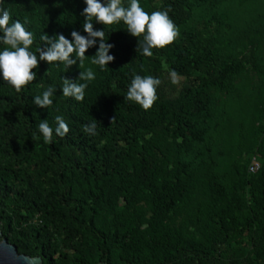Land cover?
Instances as JSON below:
<instances>
[{
  "label": "trees",
  "instance_id": "16d2710c",
  "mask_svg": "<svg viewBox=\"0 0 264 264\" xmlns=\"http://www.w3.org/2000/svg\"><path fill=\"white\" fill-rule=\"evenodd\" d=\"M229 1L140 0L149 14L169 10L180 32L151 57L123 23L93 20L115 60L104 71L91 57L85 62L96 79L83 102L59 90L63 77L85 70L78 65L41 62L20 93L0 79L2 238L41 264H264V58L261 38L247 34L256 19L238 41L226 37ZM5 7L33 33V51L44 33L86 35L83 0H7ZM251 67L259 79L246 102L249 119L235 131L231 101ZM172 71L185 78L177 92ZM134 73L161 80L147 111L126 99ZM50 85L58 89L53 106L38 108L33 97ZM57 115L69 133L45 144L38 125L55 126ZM93 122L95 136L84 131ZM255 157L261 168L251 173Z\"/></svg>",
  "mask_w": 264,
  "mask_h": 264
},
{
  "label": "clouds",
  "instance_id": "9594fccd",
  "mask_svg": "<svg viewBox=\"0 0 264 264\" xmlns=\"http://www.w3.org/2000/svg\"><path fill=\"white\" fill-rule=\"evenodd\" d=\"M7 0H0V79L7 82L17 93L22 92L32 84L38 76L40 63L48 66H63L69 70L78 65L85 68V62L98 66L104 71L115 56L110 52L115 47L105 40V29L94 28L95 24L104 26L123 25L127 33L139 38L138 50L144 57L153 56V49H162L173 44L180 35L179 28L169 17V10L153 11L151 14L141 7L140 0H83L85 5L81 15L84 17L83 33L73 30L70 38L65 35H40L43 46L31 50L35 37L26 27V23L13 19L5 7ZM96 49L92 56L86 55L90 49ZM36 71H33V70ZM171 82L178 83L177 73H170ZM96 79V72L92 67H86L79 72L76 79L64 78L59 90L64 97L77 102H83L89 84ZM82 81V82H78ZM161 80L152 75L141 76L133 74L128 86L126 99L135 102L145 111L151 109L158 100L157 89ZM54 86H48L42 93L35 95L32 103L41 109L51 108L54 104ZM55 126L42 120L38 125V132L45 144H52L55 138H64L69 133L68 123L63 116L57 115ZM97 125L95 122L86 125L84 131L95 136Z\"/></svg>",
  "mask_w": 264,
  "mask_h": 264
},
{
  "label": "rangeland",
  "instance_id": "374dc122",
  "mask_svg": "<svg viewBox=\"0 0 264 264\" xmlns=\"http://www.w3.org/2000/svg\"><path fill=\"white\" fill-rule=\"evenodd\" d=\"M240 0H235L233 2H228V9L226 8L227 13L230 16L229 22H230V33L226 36L227 38L233 37L235 41H238L237 39L240 37L239 33L244 32V28L248 26V22L252 21L253 19L257 20L255 25L251 28V31L247 34L252 37L261 38L260 46L258 48V53L260 56L264 58V37L262 36V32H260L261 28L264 30V0H249L246 5L240 6L239 2ZM243 35V34H242ZM237 38V39H236ZM246 39L245 42H247L249 39L244 37ZM240 46V43H239ZM243 47H238V51H242ZM171 78V77H170ZM258 75L256 76L255 71L253 70V67L251 69L249 68L245 73L241 75V78L239 80V87L241 89V102L240 98H236V100L231 101L235 107V115H234V123L233 128H235V131H237V124L238 122L244 119L245 122L249 119V113L250 108L246 105V102L249 97H251V93L253 90V84L258 80ZM178 83L176 92L179 91L182 87L183 82H185L184 77H178L177 76ZM175 92V93H176ZM234 130V129H233ZM230 139V142H232ZM253 161H259L258 158H254ZM252 161V162H253ZM260 162V161H259ZM261 163V162H260Z\"/></svg>",
  "mask_w": 264,
  "mask_h": 264
},
{
  "label": "water",
  "instance_id": "95a60500",
  "mask_svg": "<svg viewBox=\"0 0 264 264\" xmlns=\"http://www.w3.org/2000/svg\"><path fill=\"white\" fill-rule=\"evenodd\" d=\"M41 258H32L19 252L18 247L2 238L0 221V264H41Z\"/></svg>",
  "mask_w": 264,
  "mask_h": 264
},
{
  "label": "built area",
  "instance_id": "2783aa9c",
  "mask_svg": "<svg viewBox=\"0 0 264 264\" xmlns=\"http://www.w3.org/2000/svg\"><path fill=\"white\" fill-rule=\"evenodd\" d=\"M260 168H261V163L259 161H253L249 169L251 173H256L260 170Z\"/></svg>",
  "mask_w": 264,
  "mask_h": 264
}]
</instances>
